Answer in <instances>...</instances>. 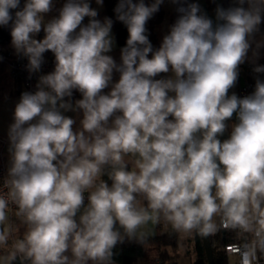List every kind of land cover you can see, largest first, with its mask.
I'll return each mask as SVG.
<instances>
[{
    "label": "clouds",
    "instance_id": "1",
    "mask_svg": "<svg viewBox=\"0 0 264 264\" xmlns=\"http://www.w3.org/2000/svg\"><path fill=\"white\" fill-rule=\"evenodd\" d=\"M212 2L210 15L168 0L177 15L154 46L165 0H117L114 19L104 0H0L35 77L6 129L0 264H117L118 245L146 247L161 225L237 230L246 255L264 253V0ZM245 64L254 84L239 94Z\"/></svg>",
    "mask_w": 264,
    "mask_h": 264
},
{
    "label": "trees",
    "instance_id": "2",
    "mask_svg": "<svg viewBox=\"0 0 264 264\" xmlns=\"http://www.w3.org/2000/svg\"><path fill=\"white\" fill-rule=\"evenodd\" d=\"M117 0H104V10L107 15L114 19L113 9L115 7ZM147 2V0H146ZM207 9L212 11L215 4L212 0H205ZM23 3V0H22ZM171 5V4H170ZM166 10L161 6L160 11L148 22V29L150 32V40L154 46H158L160 42V37L157 33V27L162 24L165 18ZM175 6L171 5V10L168 12L169 24L172 23L176 17ZM87 22V19L85 20ZM114 35L117 40V47H121L125 44L127 39V30L120 23L115 22L113 27ZM43 33L40 34L42 37ZM10 34L7 28L0 27V50L2 47H7L10 45ZM5 51L1 52V55H5ZM3 62V59L0 60ZM46 61L53 67L54 57L51 53H46ZM78 98V94H77ZM210 244L212 248L214 264H226V260L223 252H221L220 247L227 242L233 240L232 236L226 231L219 227L218 230L209 236ZM154 246L156 248V256L149 255L147 253V246ZM184 246V243L182 242ZM192 250L190 251L186 246V255H194V258L190 264H207L206 254L204 251L202 239L200 235H193L192 240ZM146 247H142L135 243H125L123 245H118L115 249L116 256L114 257L117 264H170L172 259L177 260L178 252L181 246L180 235H175L170 233L164 226L157 227V234L150 241ZM178 261V260H177Z\"/></svg>",
    "mask_w": 264,
    "mask_h": 264
},
{
    "label": "built area",
    "instance_id": "3",
    "mask_svg": "<svg viewBox=\"0 0 264 264\" xmlns=\"http://www.w3.org/2000/svg\"><path fill=\"white\" fill-rule=\"evenodd\" d=\"M262 29H264V26H262ZM0 56L3 57V62H5V64L8 66L11 78L20 84V86L23 88V91L33 90L35 77H33L31 80L27 78L28 74L24 68L26 60L17 57L15 54L9 53H5L4 56L0 54ZM43 70L45 72L51 70V65L47 61ZM253 84L254 80L252 78L250 66L248 64L241 66L238 93L245 94L251 91ZM5 142L6 138L4 136H0V173L3 172L5 164L3 155ZM222 229L230 234L233 238L232 241L224 243L220 247L221 252L224 254L226 264H245L246 261H248L249 264H264V253L256 252L251 255L245 254L247 251V242L250 239L248 234L224 227H222ZM191 257L194 258V255L192 254ZM170 264H177V260L172 259Z\"/></svg>",
    "mask_w": 264,
    "mask_h": 264
},
{
    "label": "crops",
    "instance_id": "4",
    "mask_svg": "<svg viewBox=\"0 0 264 264\" xmlns=\"http://www.w3.org/2000/svg\"><path fill=\"white\" fill-rule=\"evenodd\" d=\"M54 2L56 4V7L59 8L60 5L63 3V0H54ZM198 2L202 5L203 8H205L208 11L210 15L212 14L213 10L209 11L207 9L205 0H198ZM223 2L226 3V0H223ZM92 6L97 7V5L95 4V0H92ZM168 10L169 11L171 10V6H170V9ZM99 13H100L101 19L107 15L103 7L99 9ZM52 14L54 15L55 12ZM0 51L1 52L5 51L6 53H9V54H14V51L10 45H8L7 47H2ZM111 54L118 60L119 59V48L117 47ZM259 62L264 63V57H262ZM22 91H23V88L20 86V84L11 78L8 66L5 64V62L0 61V136H4L6 138V129H7L8 123L11 120V113H12L14 104L18 100ZM235 91L238 92V85ZM68 115L72 116L74 114L68 113ZM6 147H7V144L5 142L4 149H3V155H4L5 162L7 159ZM156 234H157V228L155 229V235Z\"/></svg>",
    "mask_w": 264,
    "mask_h": 264
},
{
    "label": "rangeland",
    "instance_id": "5",
    "mask_svg": "<svg viewBox=\"0 0 264 264\" xmlns=\"http://www.w3.org/2000/svg\"><path fill=\"white\" fill-rule=\"evenodd\" d=\"M165 10H166V14H165V18L162 22V24H160L158 27H157V32H158V35L161 39V36L163 34V31L165 30L166 28V25L169 24V21H168V12L170 9V3H168V0H165V3L162 5ZM181 237V246H180V250L178 252V256H177V264H190L193 260V258L191 256H188L186 255V246L188 247V249L191 251L192 250V240H193V235L191 236H180ZM182 242L184 243V246L182 245ZM147 253L149 255H154L156 256V248L154 246H147Z\"/></svg>",
    "mask_w": 264,
    "mask_h": 264
},
{
    "label": "water",
    "instance_id": "6",
    "mask_svg": "<svg viewBox=\"0 0 264 264\" xmlns=\"http://www.w3.org/2000/svg\"><path fill=\"white\" fill-rule=\"evenodd\" d=\"M201 239H202L204 251L206 254L207 264H214L212 248H211L209 236H207V237L201 236Z\"/></svg>",
    "mask_w": 264,
    "mask_h": 264
}]
</instances>
